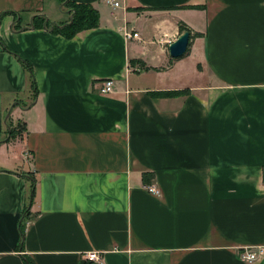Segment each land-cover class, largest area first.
<instances>
[{
	"label": "crops",
	"instance_id": "obj_1",
	"mask_svg": "<svg viewBox=\"0 0 264 264\" xmlns=\"http://www.w3.org/2000/svg\"><path fill=\"white\" fill-rule=\"evenodd\" d=\"M72 1L0 0V264H264V0Z\"/></svg>",
	"mask_w": 264,
	"mask_h": 264
},
{
	"label": "trees",
	"instance_id": "obj_2",
	"mask_svg": "<svg viewBox=\"0 0 264 264\" xmlns=\"http://www.w3.org/2000/svg\"><path fill=\"white\" fill-rule=\"evenodd\" d=\"M63 6L69 11V13L72 15L71 21L69 23H65L62 26L60 25H52L51 22L47 21L46 18L36 16L34 18L33 26L35 28H45L48 27L51 29L53 33H58L63 35L66 39H72L74 38L78 33L85 31V30H91L99 27L100 23V14L99 12L90 4V3H78L72 0H61ZM188 9V7H187ZM189 9H204L203 7H190ZM36 20V22H35ZM37 20H41L40 23H37ZM14 29L18 30L19 27L16 26ZM180 32H190L191 33V39H196L199 37H202L203 34L193 32L192 29L186 25L184 22H180L179 24ZM30 74V81L32 83V88L34 89V95H36L37 91L35 90L36 84L32 72V68L29 64L26 62H23ZM132 65L140 64L144 70H151V68L147 67L145 63L141 60H132ZM156 70V69H154ZM188 94L187 90L183 91H164V92H157L153 93L155 97L158 98H173V97H179V96H185ZM24 124L20 123L17 127H13L10 125L8 130V140L10 141L12 139H15L17 136H19L23 131ZM32 182V191L30 196V202L33 201L35 196V190H34V180ZM23 234V229H22ZM92 264V263H91Z\"/></svg>",
	"mask_w": 264,
	"mask_h": 264
},
{
	"label": "built area",
	"instance_id": "obj_3",
	"mask_svg": "<svg viewBox=\"0 0 264 264\" xmlns=\"http://www.w3.org/2000/svg\"><path fill=\"white\" fill-rule=\"evenodd\" d=\"M107 4L113 6L114 8H118L120 6L119 1L117 0H105ZM128 40L137 39L139 38V34L137 33H130L126 34ZM98 91L102 95H109L112 94L114 91V81L111 79H107L102 81L99 84ZM148 190L154 194H159V190L155 187H150ZM264 254L263 248H254V249H246L241 254V259L248 263H254L258 260V258ZM87 260L96 264H100L101 262V255L98 252H90L86 255Z\"/></svg>",
	"mask_w": 264,
	"mask_h": 264
},
{
	"label": "water",
	"instance_id": "obj_4",
	"mask_svg": "<svg viewBox=\"0 0 264 264\" xmlns=\"http://www.w3.org/2000/svg\"><path fill=\"white\" fill-rule=\"evenodd\" d=\"M191 44V33L183 32L177 40L169 46V54L173 59H180L187 55Z\"/></svg>",
	"mask_w": 264,
	"mask_h": 264
}]
</instances>
